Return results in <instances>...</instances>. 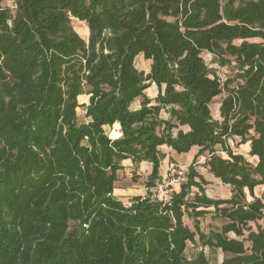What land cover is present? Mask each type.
<instances>
[{
	"label": "trees",
	"instance_id": "obj_1",
	"mask_svg": "<svg viewBox=\"0 0 264 264\" xmlns=\"http://www.w3.org/2000/svg\"><path fill=\"white\" fill-rule=\"evenodd\" d=\"M11 1L13 10L0 6V264H184L188 230L174 208L188 185L197 187V214L212 206L225 221L206 240L226 254L220 264H264V223L248 225L264 218L252 193L264 184V0ZM72 17L86 23L87 39ZM203 51L222 64L233 57L238 74L221 82ZM138 55L150 60L146 74L134 65ZM152 82L158 93L149 105L144 89ZM82 85L90 122L78 125ZM221 93L217 120L209 105ZM139 97L140 108L130 109ZM116 123L123 136H108L103 125ZM227 136L248 142L256 163L229 149L227 158L216 154ZM162 144L208 151L205 164L232 195L203 194L189 165L170 206L148 195L124 206L112 195L120 160L150 162L149 188L163 177ZM74 200L84 203L78 227L40 247ZM189 261L207 264L201 253Z\"/></svg>",
	"mask_w": 264,
	"mask_h": 264
},
{
	"label": "rangeland",
	"instance_id": "obj_2",
	"mask_svg": "<svg viewBox=\"0 0 264 264\" xmlns=\"http://www.w3.org/2000/svg\"><path fill=\"white\" fill-rule=\"evenodd\" d=\"M0 6H9L11 10L14 9L13 2L11 0H3L0 3ZM71 25L73 29L83 38L87 39L88 37V27L86 23L77 18H71ZM201 56L204 60L206 66L215 72L217 77L221 82H224L226 79L235 78L238 74V67L233 59V57L228 56V61L225 63H220L215 57L214 54L209 51H203ZM135 67L143 71L144 74L149 72L150 69V60H145L142 55H138L134 60ZM231 85H235L234 82ZM158 93V89L155 84L152 82L148 87L144 89V94L146 97L150 98L151 101L149 105L154 104V98ZM89 89L86 85H82L80 93L78 94L77 107L75 108L76 122L78 125L88 124L90 118L86 115L85 105L89 103ZM224 96V93H221L214 97L210 103V113L213 119L221 120L220 114V104L221 99ZM140 100L142 98L135 99L130 104V109L137 110L140 108ZM159 117L167 119L169 117L166 109H161L159 112ZM118 126L114 125H103L105 133L113 137L123 136V130L121 126L116 123ZM174 129V128H173ZM172 129V130H173ZM117 137V138H118ZM115 139V138H113ZM85 144V141H83ZM159 158L158 161V171L159 175L164 176L166 172L167 165L169 162H176L182 164L186 167L190 165L191 170L195 174L193 178L195 181L200 183L201 192L210 198L215 199H226L232 195V187L223 183L219 178L215 177L209 170L208 166L205 164V160L209 157L208 151L200 154L197 146H192L187 152H176L171 147L166 144L157 146L156 148ZM215 153L221 155L224 158H227L228 153L226 149L231 150L233 153L242 154L246 160L250 163L255 164L256 158L249 154V143L242 142L238 136H227L226 145L224 148L221 147L219 143L214 146ZM132 165L129 163L128 159L120 160L122 167L117 171V180L114 183V188L112 190V195L114 198L119 199V197L132 198L136 195H150L149 191L145 188V173L151 171L152 165L150 162L143 160H130ZM201 178H199L198 177ZM57 184V183H56ZM55 184V185H56ZM177 191L180 186L175 187ZM56 187L50 190L49 196L54 195L53 192ZM186 190V195L184 199L180 202H175V212L179 221H181L183 226L187 227L188 230V240L186 241V246L184 250L183 260L184 264H193L189 260H195L197 254H202L207 260V264H220L223 257L226 255L220 248L213 247L206 240L212 239V233L216 230H220L221 225L225 222L220 217L215 215L214 207L208 206L205 211L201 214H197V209L194 206V194L197 191L196 186H190L184 188ZM245 199L251 200L252 196L248 193L247 189H244ZM253 196L259 198L264 202V184H258L253 188ZM126 202V200H123ZM84 203L74 200L72 203H69V217L67 219L57 218L51 220L50 230L46 233V236L39 241L40 247H46L51 245L54 241L64 237L69 231L73 228H77L80 221L76 217L79 210L82 208ZM124 206L128 207L130 203H123ZM171 205V204H167ZM199 209V208H198ZM75 216V217H74ZM264 223V218H261L255 222H250V225L253 229H256L257 224ZM88 223H81V229L85 232L88 229ZM247 233V231H245ZM227 236L230 238H235L241 240L242 237H238L234 232L230 231L227 233ZM249 242H245V245H248ZM189 261V262H188Z\"/></svg>",
	"mask_w": 264,
	"mask_h": 264
},
{
	"label": "built area",
	"instance_id": "obj_3",
	"mask_svg": "<svg viewBox=\"0 0 264 264\" xmlns=\"http://www.w3.org/2000/svg\"><path fill=\"white\" fill-rule=\"evenodd\" d=\"M187 167L176 162H169L166 172L161 179L155 181L154 185L147 188L151 199L160 200L170 204L171 196L176 191V186H180L187 182Z\"/></svg>",
	"mask_w": 264,
	"mask_h": 264
},
{
	"label": "crops",
	"instance_id": "obj_4",
	"mask_svg": "<svg viewBox=\"0 0 264 264\" xmlns=\"http://www.w3.org/2000/svg\"><path fill=\"white\" fill-rule=\"evenodd\" d=\"M114 127H115V125H114ZM182 129L183 130H187V127L186 126H183L182 127ZM117 136H119V134L117 135ZM117 136H115V137H117ZM126 161H127V159H126ZM128 161H129V163L132 165V162L130 161V159H128ZM165 166H167V162H166V164H165ZM149 172L150 171H147L146 173H145V177H147V175L149 174ZM161 176V175H160ZM141 196V195H140ZM142 196H144V195H142ZM119 200L122 202V203H130V198L128 197V198H124V197H119ZM123 200H126V202H124Z\"/></svg>",
	"mask_w": 264,
	"mask_h": 264
}]
</instances>
